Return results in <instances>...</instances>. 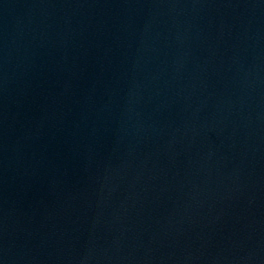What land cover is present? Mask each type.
I'll return each instance as SVG.
<instances>
[{"label":"water","instance_id":"obj_1","mask_svg":"<svg viewBox=\"0 0 264 264\" xmlns=\"http://www.w3.org/2000/svg\"><path fill=\"white\" fill-rule=\"evenodd\" d=\"M117 20L264 71V0H21Z\"/></svg>","mask_w":264,"mask_h":264}]
</instances>
